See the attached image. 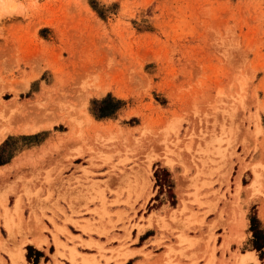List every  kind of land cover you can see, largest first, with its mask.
<instances>
[{
    "label": "rangeland",
    "instance_id": "rangeland-1",
    "mask_svg": "<svg viewBox=\"0 0 264 264\" xmlns=\"http://www.w3.org/2000/svg\"><path fill=\"white\" fill-rule=\"evenodd\" d=\"M7 126L0 264H264V0H0Z\"/></svg>",
    "mask_w": 264,
    "mask_h": 264
},
{
    "label": "bare ground",
    "instance_id": "bare-ground-1",
    "mask_svg": "<svg viewBox=\"0 0 264 264\" xmlns=\"http://www.w3.org/2000/svg\"><path fill=\"white\" fill-rule=\"evenodd\" d=\"M102 94H103V92H102ZM10 104H8V105H6L5 107H4V109L5 110H7L8 108H12L11 110H13V107H10L9 106ZM27 126V125H26ZM35 126V125H34ZM38 128V127H37ZM23 129H25V130H30V131H32V130H34L35 129V127H29V126H27V127H25L24 126V128ZM11 130V128L9 127V126H7V127H0V143L5 139V137L7 136V134L9 133V131ZM175 145V144H174ZM171 160V159H170ZM170 160H168L167 162L168 163H170ZM150 164V163H149ZM7 166H10V165H0V175L1 174H3L4 173V171H5V169H7V168H9V167H7ZM180 178V177H179ZM238 178V177H237ZM184 181V180H183ZM182 181V182H183ZM176 190V189H175ZM178 190V189H177ZM176 190V191H177ZM183 198V197H182ZM180 199H181V197H180ZM184 199V198H183ZM183 199H181V201L183 200ZM2 201H4V200H2ZM5 202V201H4ZM4 204V203H3ZM3 206H5V205H3ZM183 206V205H182ZM179 207H181V206H179ZM179 209V208H178ZM178 209H176V211L178 210ZM8 213H10V211H8ZM8 213H5L4 215H3V218L5 219V221H6V225H7V227L8 228H10V223H9V219H8ZM177 213V212H176ZM175 214V213H174ZM1 215V216H2ZM10 234V233H9ZM12 234V233H11ZM74 253V252H73ZM19 258H22V253H21V249L20 248H18L17 249V251L16 252H12L11 253V251H10V259H11V261L13 262V263H16L18 260H19ZM70 259L72 260V262L74 261H76V260H74L75 258H74V255H72L71 257H70ZM251 261H256V258L254 257V255H253V253H246V254H244V255H241V256H239L238 257V260H237V262H236V264H247L248 262H251ZM73 262V263H74ZM55 264H60L58 261H57V259H56V261H55Z\"/></svg>",
    "mask_w": 264,
    "mask_h": 264
},
{
    "label": "crops",
    "instance_id": "crops-1",
    "mask_svg": "<svg viewBox=\"0 0 264 264\" xmlns=\"http://www.w3.org/2000/svg\"><path fill=\"white\" fill-rule=\"evenodd\" d=\"M39 147L40 145H33V146H31L30 148H32V147ZM27 148H29V147H27ZM23 149H21L20 151H22ZM19 151V152H20ZM19 152H17L16 154H14V155H12V157H10V159H9V161H11V162H9V161H7L8 162V164L7 165H9V164H11V163H13V161H15V159L17 158V156H18V153ZM12 159V160H11ZM6 161V160H5ZM0 162H4V161H0ZM5 164V165H6ZM44 236H46L47 237V235H45V234H42V235H39V236H33V235H26V240L23 242V244H22V248H24L25 246H31V245H33L32 247H34L36 250H38L39 252H44V249H45V247L47 246V244L46 243H42V242H44V241H46V239L45 238H43ZM48 238V237H47ZM32 240H36L35 241V244L36 245H38V246H40V247H37V246H35V244L33 243V241ZM16 241H21L20 240V238H16ZM17 243H19V242H17ZM48 243H49V240H48ZM20 246V245H19ZM19 246H17L16 247V249H14V250H12V252H16L17 251V249H18V247ZM11 252V253H12ZM21 253H22V257L25 259V253H26V248H25V250L23 249V252L21 251ZM244 255V254H243ZM20 259V258H19ZM22 259V258H21ZM17 262H19V260L17 261ZM36 264H39V263H36ZM135 264H139L138 263V261L135 263Z\"/></svg>",
    "mask_w": 264,
    "mask_h": 264
},
{
    "label": "trees",
    "instance_id": "trees-1",
    "mask_svg": "<svg viewBox=\"0 0 264 264\" xmlns=\"http://www.w3.org/2000/svg\"><path fill=\"white\" fill-rule=\"evenodd\" d=\"M104 114H102V115H98V116H103ZM4 162H7V160L6 161H4ZM4 162H0V164H2V163H4Z\"/></svg>",
    "mask_w": 264,
    "mask_h": 264
}]
</instances>
